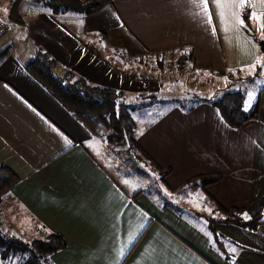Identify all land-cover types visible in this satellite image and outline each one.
<instances>
[{
    "label": "crops",
    "instance_id": "1",
    "mask_svg": "<svg viewBox=\"0 0 264 264\" xmlns=\"http://www.w3.org/2000/svg\"><path fill=\"white\" fill-rule=\"evenodd\" d=\"M15 1L0 0V166L18 179L2 199L3 228L29 242L61 235L66 245L51 264H264V222L249 228L224 221L217 208L242 209L245 219L261 213L264 220V90L258 117L240 127L207 100L148 108L137 141L159 173L156 185L140 162H129L131 150L92 134L26 68L40 46L131 101L146 90L144 82L106 60L112 46L130 58L184 50L208 72L260 66L264 28L251 18L252 7L240 10L243 27H232L229 17L225 31L211 0V24L193 0H111L90 15H55L40 0H22L20 20L13 21ZM202 174L220 178L202 187L194 179ZM160 185L174 194L192 186L216 215L196 208L190 214L164 198Z\"/></svg>",
    "mask_w": 264,
    "mask_h": 264
},
{
    "label": "trees",
    "instance_id": "2",
    "mask_svg": "<svg viewBox=\"0 0 264 264\" xmlns=\"http://www.w3.org/2000/svg\"><path fill=\"white\" fill-rule=\"evenodd\" d=\"M22 0H16L11 8L10 18L20 20L19 8ZM50 8L52 13L57 15L67 11H73L84 15L98 12L111 0H40ZM244 18L248 15L244 13ZM86 46L96 54L105 58L103 51L94 49L87 41ZM112 46L111 44H109ZM114 52L106 60L117 66L122 74L131 79H143L137 74L129 71L130 67L123 64L125 55H119L117 47L112 46ZM5 52V51H4ZM160 54L162 52H148ZM118 54V55H117ZM121 56V58L117 57ZM141 56V55H140ZM121 59L122 64L119 62ZM190 61L195 68L202 70L206 67L197 65L193 55L188 53L179 60L180 65ZM29 73L56 99H58L92 134L103 135L105 139L118 145L128 144V150L135 149L141 152L144 157L150 159L148 153L139 145L137 141V121L132 115L133 111L143 106L144 95L139 94L127 101L125 91L97 84L86 77L79 75L75 70L67 66H62L58 60L48 51L40 46L36 47L32 60L27 65ZM137 68H140L138 66ZM209 70V69H208ZM261 90H264L261 89ZM154 95H148L147 97ZM154 98V97H153ZM202 100L210 101L217 106L226 122L232 127H240L249 120L255 119L259 115V97L249 107H245V97L240 91H226L216 98H205ZM198 100L195 103L202 101ZM152 103V102H151ZM148 103V106L151 105ZM195 103L185 106L191 108ZM147 106V107H148ZM183 106V105H181ZM148 109V108H147ZM171 171L170 168L162 170V177ZM220 175H197L194 179L198 180L200 186L205 187L219 180ZM18 181L15 173L6 166H0V258L4 264H51L50 257L57 250L63 248L65 240L59 234L52 233L45 239H36L32 242L7 234L3 231V215L1 203L4 194ZM217 208L225 215L224 221H233L237 224L256 228L264 222L261 213L252 215L245 219L241 216L242 209H226L219 203Z\"/></svg>",
    "mask_w": 264,
    "mask_h": 264
},
{
    "label": "rangeland",
    "instance_id": "3",
    "mask_svg": "<svg viewBox=\"0 0 264 264\" xmlns=\"http://www.w3.org/2000/svg\"><path fill=\"white\" fill-rule=\"evenodd\" d=\"M42 3L43 2L40 4L44 7ZM262 36L264 35L260 32L258 37L264 40ZM187 54V51L177 50L160 54L146 53L134 58L124 56V62L119 59L121 64L122 62L123 64L126 63L125 67H130L128 69L132 71L131 73L137 74L140 78H143L140 79L144 82L141 83V85L146 89L141 93L144 95L142 99L143 106L146 107L139 108L132 113L137 121V130L144 127L146 119L143 120L142 114L147 111V108L152 106L154 107L150 110L162 112V110H166L167 107H172L174 104L177 106L183 105L185 107L198 100L219 97L226 91H240L245 97V107L249 108L257 99L260 90L264 88V57L260 61V66L217 73L216 71L208 72L197 69L189 60L180 65L179 60ZM119 55L123 56L124 54L119 53ZM138 66H140V68H137ZM151 91L155 94L149 93ZM148 95H154V98L150 96L147 97ZM149 102H152L150 106H148ZM123 147L128 148V144L123 145ZM128 155L129 162H133L134 164L140 162L141 165L139 167L145 171L144 173L149 176L151 181H154L156 185L159 184L157 183L160 179L158 177L159 173L148 163L149 160L144 157L145 155L143 156L141 152L135 149H132ZM162 170L161 168L160 176ZM165 176L163 178H165ZM146 182L148 181L146 180ZM159 189L166 194L164 198L173 202H180L184 207L183 209L190 214L193 213L191 210L196 208L209 216L216 215L212 202L201 196L200 192L194 193L192 186L181 188L177 194L168 192L161 185ZM197 200L198 202H200V200L204 202L198 203ZM5 220L6 218H4L3 215L2 221ZM3 231L9 234L4 228Z\"/></svg>",
    "mask_w": 264,
    "mask_h": 264
},
{
    "label": "snow or ice",
    "instance_id": "4",
    "mask_svg": "<svg viewBox=\"0 0 264 264\" xmlns=\"http://www.w3.org/2000/svg\"><path fill=\"white\" fill-rule=\"evenodd\" d=\"M193 3L201 7V10L207 16V22L211 24L212 11L209 9V0H193ZM211 3L215 9L217 18L225 25V31L229 30V17L231 18L232 27L240 28L244 26L240 10L244 9L246 5L253 9L251 18L256 20L261 28H264V11H257L258 7L264 9V0H258V3L256 0H211ZM120 255L123 256V250H121ZM114 264H119V261H115Z\"/></svg>",
    "mask_w": 264,
    "mask_h": 264
},
{
    "label": "water",
    "instance_id": "5",
    "mask_svg": "<svg viewBox=\"0 0 264 264\" xmlns=\"http://www.w3.org/2000/svg\"><path fill=\"white\" fill-rule=\"evenodd\" d=\"M261 50L264 52V40L260 41Z\"/></svg>",
    "mask_w": 264,
    "mask_h": 264
}]
</instances>
